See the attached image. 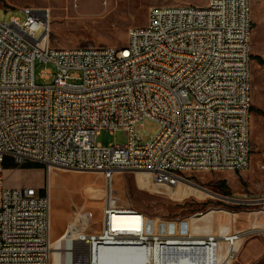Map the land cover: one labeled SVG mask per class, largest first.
<instances>
[{"label": "built area", "instance_id": "1", "mask_svg": "<svg viewBox=\"0 0 264 264\" xmlns=\"http://www.w3.org/2000/svg\"><path fill=\"white\" fill-rule=\"evenodd\" d=\"M20 11L23 19L0 23V264H51L54 251L49 185L45 195L8 188L7 158L43 165L48 176L103 175L101 219L74 211L57 239L60 264H97L108 249L127 250L139 264H233L257 230L150 233L148 217L121 203L112 181L138 172L177 189L198 186L189 173L250 169L251 0L152 7L121 48H52L49 12ZM36 63L52 67L40 74L51 84L35 83ZM146 120L158 131L142 142L136 130ZM103 132H126L128 141L103 147Z\"/></svg>", "mask_w": 264, "mask_h": 264}, {"label": "rangeland", "instance_id": "2", "mask_svg": "<svg viewBox=\"0 0 264 264\" xmlns=\"http://www.w3.org/2000/svg\"><path fill=\"white\" fill-rule=\"evenodd\" d=\"M207 1L113 0L112 7L107 9L105 0L100 7H94L90 0H0V23H9L14 17L23 19L24 14L20 9L25 7L46 10L50 17L52 48H121L127 44L131 28L147 25L152 7H204ZM251 8L252 55L264 58V0H251ZM252 60V107L255 110L251 111L252 152L249 170L242 173H189L187 176L190 181L198 186H180L177 189L157 186L150 175L138 172L117 174L112 181V188L120 202L148 217L147 229L150 233L163 236H205L219 235L224 230H257L254 235L242 240L233 264H264V65L258 64L253 58ZM45 68L53 70L51 66L39 63L35 65V83L38 86L52 83L40 78ZM157 131L158 125L146 120L142 126L137 127L136 136L142 142H147ZM127 141L126 132H103L96 142L107 147L115 143L124 145ZM36 164L17 165L13 161L10 166H17L18 170H10L7 169L9 164L5 163L6 186L43 188L44 193H47L49 185L54 242L51 264H60V253L57 251L60 250V240L54 234L65 231L66 223L71 221L77 208L84 207L85 210L94 212L99 221L104 206L106 183L102 174L94 172L52 169L48 176L46 168L41 170ZM223 182H226L230 191L229 196L223 195L220 187ZM69 233L70 230L68 235ZM123 251L127 250H120L121 253ZM114 254L115 249H111L109 256ZM128 257L131 258L130 255Z\"/></svg>", "mask_w": 264, "mask_h": 264}, {"label": "bare ground", "instance_id": "3", "mask_svg": "<svg viewBox=\"0 0 264 264\" xmlns=\"http://www.w3.org/2000/svg\"><path fill=\"white\" fill-rule=\"evenodd\" d=\"M90 1H92V4L94 7H100L103 0H90ZM105 1H106V3H104L105 7L107 9L111 8L113 4V0H105ZM110 251L111 249H108L102 252L101 257H100V259L104 261L102 264H139V262H137L136 259L132 257L131 258L128 257L129 252L127 251H123V253H121L120 249L119 250L117 249L115 250L116 254L109 256ZM120 253L123 254V256H120L121 255ZM108 258H109V261H107Z\"/></svg>", "mask_w": 264, "mask_h": 264}, {"label": "crops", "instance_id": "4", "mask_svg": "<svg viewBox=\"0 0 264 264\" xmlns=\"http://www.w3.org/2000/svg\"><path fill=\"white\" fill-rule=\"evenodd\" d=\"M5 163H8L9 164V166L7 167V169H10V170H18V167L17 166H10V165L13 164V159L7 158L5 160ZM26 164L33 165V164H36V163L28 162ZM26 167H28V166H26ZM38 167H40L39 169L44 170V167L43 166H39V164H38ZM19 170H21V169H19ZM39 190L42 191V192H44L43 188H39ZM66 227H67V223H66ZM66 227H65V229H66ZM52 231H53V226H52ZM63 233H64V231L63 232H57V233L54 234V237L55 238H60L63 235ZM52 235H53V232H52ZM96 262H97V264H102L104 261L99 258Z\"/></svg>", "mask_w": 264, "mask_h": 264}, {"label": "trees", "instance_id": "5", "mask_svg": "<svg viewBox=\"0 0 264 264\" xmlns=\"http://www.w3.org/2000/svg\"><path fill=\"white\" fill-rule=\"evenodd\" d=\"M253 59H255L258 62V64L264 65V58H262V57H253ZM252 110H255V108L252 107ZM38 168H40V167H38ZM220 187H221V189L223 191V195L229 196V192L230 191H229V189H228V187L226 185V182H223ZM41 194L45 195L44 192L41 193Z\"/></svg>", "mask_w": 264, "mask_h": 264}]
</instances>
